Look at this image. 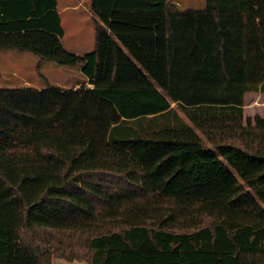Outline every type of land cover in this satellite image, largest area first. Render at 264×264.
Instances as JSON below:
<instances>
[{
    "label": "trees",
    "instance_id": "1",
    "mask_svg": "<svg viewBox=\"0 0 264 264\" xmlns=\"http://www.w3.org/2000/svg\"><path fill=\"white\" fill-rule=\"evenodd\" d=\"M0 1V50L86 78L0 88V264H264V116L244 114L264 93V0H90L166 17L164 91L116 85L112 36L109 85L87 86L96 50L64 48L57 0Z\"/></svg>",
    "mask_w": 264,
    "mask_h": 264
},
{
    "label": "rangeland",
    "instance_id": "2",
    "mask_svg": "<svg viewBox=\"0 0 264 264\" xmlns=\"http://www.w3.org/2000/svg\"><path fill=\"white\" fill-rule=\"evenodd\" d=\"M178 2L179 5L183 7H192V8H202L204 6L205 0H173ZM79 4V5H78ZM67 5L61 13L62 25L64 28V34L62 36V41L66 46V49L74 50H91L93 49L94 37L96 32V27L93 23L92 15L90 12H93L90 8V0H59V7ZM74 6H76L74 8ZM148 12L154 13V19L156 25L158 26L157 30L152 32H147L145 36L150 40L159 38L165 39V27L167 35L170 30L167 26L166 17L159 11L153 9H147ZM152 15V14H150ZM145 20V17L141 16ZM147 26V24H146ZM160 29V31H159ZM104 35H106L104 33ZM168 35V36H169ZM104 38L106 36H103ZM108 37H106L107 40ZM160 38V39H161ZM109 40V39H108ZM71 52V51H70ZM86 52V51H85ZM150 53V52H147ZM164 53V52H163ZM1 54L6 55V57H0V88H13L16 86H21L26 81L36 88L44 87V78L55 82L66 88L73 87L75 84L80 82H85V77L79 73V66L77 65H62L50 61H42L38 66V57L30 52H20V51H4ZM19 55V56H18ZM103 56V53L100 54V58ZM162 56V54H161ZM106 57L104 60H101L102 66L106 64ZM103 62V63H102ZM151 61L148 59H143L137 63L140 65L139 71L147 74V77H152L151 72L149 71V64ZM155 62V61H153ZM109 64L107 69L98 67L97 73H101L98 78L95 79L94 84L86 83L87 86H98L105 87L109 85ZM165 64L164 60H158L156 63V72H160L159 69L162 68ZM155 65V64H154ZM126 79H132V76H129L127 73L122 74ZM163 75V81L165 80V74ZM138 77V76H137ZM244 114L245 116L253 117L255 114H260L264 116V93L261 92H249L244 97ZM208 144V142H206ZM142 147L135 146L133 152L139 156L142 154ZM161 148L158 147V150ZM142 160V157H140ZM145 167H148L147 164H144ZM51 264H89L85 259H66L60 256H52Z\"/></svg>",
    "mask_w": 264,
    "mask_h": 264
},
{
    "label": "crops",
    "instance_id": "3",
    "mask_svg": "<svg viewBox=\"0 0 264 264\" xmlns=\"http://www.w3.org/2000/svg\"><path fill=\"white\" fill-rule=\"evenodd\" d=\"M4 1L7 2L12 1L14 3V0H4ZM75 7L76 6H74V8ZM65 8H67V5H63L60 8L59 0H57V11L60 15L61 24H62L61 13ZM90 14L92 15L93 23L96 27L95 37L93 40L94 41L93 49H95L97 53L96 72L99 66L104 69H107L108 67V61H110L111 51H110V41L108 40L109 38H107L106 40V37L112 36L113 39L118 44V54L120 61L119 70H118L119 74L116 85L118 87L156 88L159 89L160 91H164L167 85L166 71L171 55L172 37H171V32L170 35L168 33L169 36L167 35L168 31H166V27L164 34L165 39L160 37L161 39L159 38V40L156 39L149 40L145 36L146 30L147 32H150L151 30L152 32H154L158 28V26L155 24L156 21L153 18L154 13L148 12L147 9L100 8L94 10V14L93 12H90ZM141 16L145 17V20H142L143 18ZM104 33L106 35H104ZM103 36L106 37L104 38ZM61 42L64 48L66 49V46L63 43L62 39ZM67 50L76 54H82L85 51H87V50L79 51L68 48ZM4 51H10V50H0V57H6V55L1 54V52ZM102 53L103 56L100 58V54ZM105 56H107L106 64L104 63L105 65L102 66L100 62L102 59L104 60ZM143 59H148L149 61H151L149 64L148 72H151L152 77H147L146 76L147 74H144L139 71L140 65L137 62L142 61ZM158 60L165 61V64L163 65L164 66L163 72L161 71L162 70L161 68L159 69L160 70L159 73L156 72L157 70L156 63ZM78 70L79 73L82 74L80 71V67ZM109 70H110V64H109ZM123 73L129 74V76H132V79H126L122 75ZM162 74H165L164 81ZM24 84H30V83H27L25 81ZM76 86L77 84H75L73 87Z\"/></svg>",
    "mask_w": 264,
    "mask_h": 264
}]
</instances>
